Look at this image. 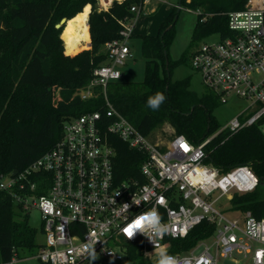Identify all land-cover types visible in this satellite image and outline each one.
Returning a JSON list of instances; mask_svg holds the SVG:
<instances>
[{
  "label": "built area",
  "instance_id": "1",
  "mask_svg": "<svg viewBox=\"0 0 264 264\" xmlns=\"http://www.w3.org/2000/svg\"><path fill=\"white\" fill-rule=\"evenodd\" d=\"M98 1L108 10L104 0ZM150 1L132 7L135 17L120 22L121 37L105 44L107 63L94 69L92 80L78 93L86 101L101 87L105 112H88L65 122L63 136L55 146L15 176L3 177L0 191L13 194L27 211H40L44 242L36 258L43 264H101L104 258L126 264L132 249L155 262L159 248L182 264H222L225 260L258 264L257 251L264 250V217L230 204L238 217L228 219L218 209L227 196L230 203L234 193L258 187L251 167L238 165L223 173L205 163L206 146L218 133L197 144L184 135L154 139L140 132L107 98V85L122 78L120 68L131 55L128 40L142 8ZM175 7L183 8L181 4ZM228 28L229 35L216 34L217 41L195 49L190 65L204 87L220 96L222 104L236 95L258 107L244 122L237 117L221 128L235 133L264 118V0H247L244 9L229 13ZM109 136L146 155L141 165L143 184L117 182L113 166L116 151ZM160 197L163 205L158 202ZM153 208L162 223L170 226V233L151 241L137 233L129 240L121 230ZM203 223L208 225L206 237L188 250L171 252L176 240L186 238ZM211 239L214 241L209 244ZM89 244L96 253L94 260L87 250ZM259 264H264V258Z\"/></svg>",
  "mask_w": 264,
  "mask_h": 264
},
{
  "label": "trees",
  "instance_id": "2",
  "mask_svg": "<svg viewBox=\"0 0 264 264\" xmlns=\"http://www.w3.org/2000/svg\"><path fill=\"white\" fill-rule=\"evenodd\" d=\"M246 1L181 0L182 7L199 11L192 39L229 35L228 14L244 9ZM142 3L114 0L108 10H103L98 0H0V181L15 170L23 171L50 151L62 138L69 119L88 112H105L101 87H96L95 96L86 101L78 93L90 83L94 69L107 63L105 44L121 37L120 22L134 18L132 7ZM87 9L91 48L75 56L68 52L65 55L64 26L57 25L63 18L75 20ZM177 11L174 7L156 35L140 36L146 60L143 80L129 82L121 78L110 82L107 98L144 135L168 125L173 129L172 136L184 135L197 144L218 133L206 146L205 163L223 173L238 165L250 166L259 180L258 187L252 192L234 193L230 204L263 218L264 118L235 133L221 130L213 115L221 105L220 96L211 90L198 96L190 89V77L171 79L173 69L192 56L184 53L177 61L170 58L169 47L181 13ZM156 92H162L166 99L159 110L153 111L147 100ZM109 139L116 151L113 166L117 182L136 180L143 184L141 165L146 155L115 136ZM207 226L203 223L186 238L176 240L171 252L191 248L209 234L205 232ZM36 237L29 211L17 203L13 194L0 191V264L19 258L21 253H37L40 243ZM126 264L155 262L132 249Z\"/></svg>",
  "mask_w": 264,
  "mask_h": 264
},
{
  "label": "rangeland",
  "instance_id": "3",
  "mask_svg": "<svg viewBox=\"0 0 264 264\" xmlns=\"http://www.w3.org/2000/svg\"><path fill=\"white\" fill-rule=\"evenodd\" d=\"M177 0H153L149 6L139 15L136 19L135 27L133 30L132 37L128 40V46L131 50V55L126 60V65L120 68L122 74V81L129 82H140L145 76V64L146 60L141 53V35L149 34L156 35L159 31L161 24L168 18L171 12L176 5ZM91 6V5H87ZM100 6V4H99ZM101 7V6H100ZM84 10V9H83ZM87 9L85 12H88ZM83 12V11H82ZM78 17V16H77ZM65 19V18H63ZM63 19L58 23L57 26H64L65 22L62 23ZM89 20V16H88ZM199 21V11L189 10L186 7H183L180 13V16L175 25V35L174 39L169 47V55L173 61L179 60L184 53H193L195 49L201 46L204 43L214 42L218 40L217 35H212L206 38H201L199 40H193L192 35L195 29L197 22ZM62 31L63 35L66 37L63 40L64 43V54L68 52L69 56H75L81 53L84 50L91 48V43L89 47L82 48L76 52H70L67 48V34ZM89 38L90 31L88 25ZM62 33L60 37L62 38ZM190 77L191 82V91L195 92L198 96H201L207 91L204 87L201 77L198 72L194 71L190 65V61L181 63L179 66L175 67L172 71L171 79L173 81L182 80L184 78ZM258 109L257 106L251 107V102L245 98L238 97L236 95H231L227 99V103L218 106L213 115L219 121L221 127H225L228 123L234 118H239L241 122H244L246 118L256 112ZM262 132L264 133V125L261 127ZM173 134V129L165 125L162 129L154 132L152 137L154 139L161 138L163 140H168ZM229 197L227 196L224 199V206L218 207L219 211L224 214L228 219H235L238 217V214L235 211L230 210ZM29 223L32 228L37 230V242L43 243L44 236L42 235V215L40 211L36 208H31L29 211ZM214 239L208 241L209 244H212ZM36 254L28 255L21 253L19 258L15 260L14 264H43L36 258ZM101 264H124L121 261L112 260L110 258H104L100 260ZM222 264H233L230 260H225Z\"/></svg>",
  "mask_w": 264,
  "mask_h": 264
},
{
  "label": "clouds",
  "instance_id": "4",
  "mask_svg": "<svg viewBox=\"0 0 264 264\" xmlns=\"http://www.w3.org/2000/svg\"><path fill=\"white\" fill-rule=\"evenodd\" d=\"M166 97L162 92H156L154 95L150 96L147 100V106L153 111L159 110L160 106L164 103ZM161 205L164 204V198L160 197L158 201ZM125 209L129 207L128 204H125ZM123 234L129 239H133L137 233L146 235L148 239H160L164 235L169 234L171 229L167 224L162 223V217L159 212L153 208L152 210L140 214L134 219L132 223L127 225L121 230ZM95 243V241H93ZM87 250L90 253L91 258L94 260L96 258V253L92 249V245L87 246ZM147 256H151V253H145ZM257 262L264 258V250H258L256 254ZM155 264H182L175 256L169 255L164 248H159L156 251V260Z\"/></svg>",
  "mask_w": 264,
  "mask_h": 264
},
{
  "label": "bare ground",
  "instance_id": "5",
  "mask_svg": "<svg viewBox=\"0 0 264 264\" xmlns=\"http://www.w3.org/2000/svg\"><path fill=\"white\" fill-rule=\"evenodd\" d=\"M105 5L107 4L104 0ZM90 14V12H89ZM88 12L78 15L75 20L66 21L64 32L67 34L66 45L70 52L89 47Z\"/></svg>",
  "mask_w": 264,
  "mask_h": 264
},
{
  "label": "crops",
  "instance_id": "6",
  "mask_svg": "<svg viewBox=\"0 0 264 264\" xmlns=\"http://www.w3.org/2000/svg\"><path fill=\"white\" fill-rule=\"evenodd\" d=\"M114 0H106V5H105V8L106 9H109V7L112 5V2H113ZM118 1H123V0H118ZM153 1V0H152ZM152 1H150V3L149 4H147L146 6H144L143 8H142V10H141V12H140V15H141V13L146 9V7L147 6H149L150 4H151V2ZM99 4H100V8L101 9H104V7H103V5H102V3H100V1H99ZM176 5H178V2L176 3ZM176 5H174V7L176 6ZM91 11V10H90ZM88 14H89V11H88ZM88 25H89V23H88ZM90 43H91V39H90Z\"/></svg>",
  "mask_w": 264,
  "mask_h": 264
},
{
  "label": "water",
  "instance_id": "7",
  "mask_svg": "<svg viewBox=\"0 0 264 264\" xmlns=\"http://www.w3.org/2000/svg\"><path fill=\"white\" fill-rule=\"evenodd\" d=\"M181 4V0L179 1V5ZM179 9H178V11H177V14L179 13ZM64 22H66V19H63V21H62V23H64ZM57 27H59V26H57ZM170 28V27H169ZM168 28V29H169ZM18 173V171L17 170H15L14 172H13V174H12V176H15L16 174Z\"/></svg>",
  "mask_w": 264,
  "mask_h": 264
},
{
  "label": "snow or ice",
  "instance_id": "8",
  "mask_svg": "<svg viewBox=\"0 0 264 264\" xmlns=\"http://www.w3.org/2000/svg\"><path fill=\"white\" fill-rule=\"evenodd\" d=\"M185 147V150H187V146H184Z\"/></svg>",
  "mask_w": 264,
  "mask_h": 264
}]
</instances>
